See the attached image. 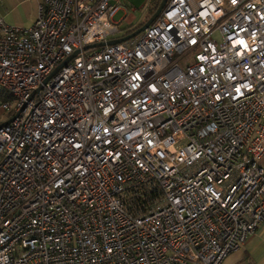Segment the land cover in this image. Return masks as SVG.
I'll return each instance as SVG.
<instances>
[{
	"label": "built area",
	"instance_id": "1",
	"mask_svg": "<svg viewBox=\"0 0 264 264\" xmlns=\"http://www.w3.org/2000/svg\"><path fill=\"white\" fill-rule=\"evenodd\" d=\"M120 1L0 19V264H221L264 221V0L105 44Z\"/></svg>",
	"mask_w": 264,
	"mask_h": 264
},
{
	"label": "crops",
	"instance_id": "2",
	"mask_svg": "<svg viewBox=\"0 0 264 264\" xmlns=\"http://www.w3.org/2000/svg\"><path fill=\"white\" fill-rule=\"evenodd\" d=\"M43 0H0V19L16 26H30ZM153 0H149L151 3ZM123 26H134V17L126 16ZM4 112L0 108V119ZM2 122V120H0ZM263 157L261 164L263 165ZM264 166V165H263ZM221 264H264V221L239 249L227 255Z\"/></svg>",
	"mask_w": 264,
	"mask_h": 264
},
{
	"label": "rangeland",
	"instance_id": "3",
	"mask_svg": "<svg viewBox=\"0 0 264 264\" xmlns=\"http://www.w3.org/2000/svg\"><path fill=\"white\" fill-rule=\"evenodd\" d=\"M151 11V4L149 0H121L120 9L114 14L115 20H120L124 15H132L134 17V24L143 23ZM191 55L187 54L178 59V64L184 69L190 63ZM0 120L4 121L9 117L5 112L2 114ZM264 165V156H263Z\"/></svg>",
	"mask_w": 264,
	"mask_h": 264
},
{
	"label": "water",
	"instance_id": "4",
	"mask_svg": "<svg viewBox=\"0 0 264 264\" xmlns=\"http://www.w3.org/2000/svg\"><path fill=\"white\" fill-rule=\"evenodd\" d=\"M167 0H160L156 10L150 15V17L143 23V25H141L140 27H138L137 29H135L134 31H132L131 33L122 36L120 38L117 39H113V40H109L107 42H105V44H112V43H117V42H121L124 41L136 34H138L139 32H141L143 29H145L161 12V10L163 9V7L165 6ZM104 43H99V44H93L90 47H96V46H100ZM76 52H74L72 55H70L68 58H66L61 64H59L53 71L51 74L55 73L62 65L66 64L71 58H73L75 56ZM10 120V119H9ZM7 120V121H9Z\"/></svg>",
	"mask_w": 264,
	"mask_h": 264
},
{
	"label": "trees",
	"instance_id": "5",
	"mask_svg": "<svg viewBox=\"0 0 264 264\" xmlns=\"http://www.w3.org/2000/svg\"><path fill=\"white\" fill-rule=\"evenodd\" d=\"M160 0H153L150 4H151V11L149 13V15L147 16L146 20L150 17V15L156 10L158 4H159ZM144 23V22H143ZM143 23H138L134 26H127L125 29H126V33H129V32H132L134 31L135 29H137L138 27H140L141 25H143ZM7 100V97L4 95H1L0 94V103L1 102H4Z\"/></svg>",
	"mask_w": 264,
	"mask_h": 264
}]
</instances>
